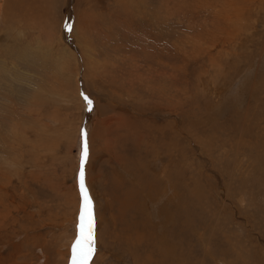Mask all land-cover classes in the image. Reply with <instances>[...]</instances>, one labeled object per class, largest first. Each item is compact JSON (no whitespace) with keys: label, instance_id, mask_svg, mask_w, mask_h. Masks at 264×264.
<instances>
[{"label":"rangeland","instance_id":"374dc122","mask_svg":"<svg viewBox=\"0 0 264 264\" xmlns=\"http://www.w3.org/2000/svg\"><path fill=\"white\" fill-rule=\"evenodd\" d=\"M82 128L89 264H264V0H0V264H69Z\"/></svg>","mask_w":264,"mask_h":264},{"label":"snow or ice","instance_id":"6c2138e0","mask_svg":"<svg viewBox=\"0 0 264 264\" xmlns=\"http://www.w3.org/2000/svg\"><path fill=\"white\" fill-rule=\"evenodd\" d=\"M64 30L71 31V25L65 24ZM86 111H92V101L81 95ZM89 156L88 133L80 131V159L77 172L79 190V213L75 225V238L70 248V264H89L95 254V216L93 202L85 183V165Z\"/></svg>","mask_w":264,"mask_h":264},{"label":"bare ground","instance_id":"6f19581e","mask_svg":"<svg viewBox=\"0 0 264 264\" xmlns=\"http://www.w3.org/2000/svg\"><path fill=\"white\" fill-rule=\"evenodd\" d=\"M32 3V2H31ZM11 9V8H10ZM71 9V8H70ZM68 15V14H67ZM2 17V16H1ZM68 18V17H67ZM234 89H236V88H234ZM25 264V263H24Z\"/></svg>","mask_w":264,"mask_h":264},{"label":"water","instance_id":"95a60500","mask_svg":"<svg viewBox=\"0 0 264 264\" xmlns=\"http://www.w3.org/2000/svg\"><path fill=\"white\" fill-rule=\"evenodd\" d=\"M69 264H70V262H69Z\"/></svg>","mask_w":264,"mask_h":264}]
</instances>
